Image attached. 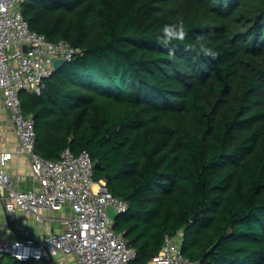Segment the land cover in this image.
Returning <instances> with one entry per match:
<instances>
[{"label": "trees", "instance_id": "trees-1", "mask_svg": "<svg viewBox=\"0 0 264 264\" xmlns=\"http://www.w3.org/2000/svg\"><path fill=\"white\" fill-rule=\"evenodd\" d=\"M23 15L81 49L39 93L20 91L35 149L85 150L94 179L109 174L132 264L166 234L200 264H264V0H26ZM181 19L187 37L162 45Z\"/></svg>", "mask_w": 264, "mask_h": 264}, {"label": "built area", "instance_id": "built-area-1", "mask_svg": "<svg viewBox=\"0 0 264 264\" xmlns=\"http://www.w3.org/2000/svg\"><path fill=\"white\" fill-rule=\"evenodd\" d=\"M26 0H0V96L2 107L13 124L19 151L30 160L36 188L16 189L3 165L11 152L0 160V202L8 224L21 209L38 222L45 221L43 211L69 213L59 231L35 238L25 229L22 235L9 238L0 234V256L9 254L18 261L52 260V264H132L136 250L124 232L114 230L115 219L108 214L112 207L118 214L127 202L112 194L105 179H94V162L87 151L78 153L65 148L59 159L41 156L35 149L34 121L21 107L20 91L39 93L53 73L56 58L72 60L81 53L66 39L49 40L31 29L23 15ZM29 49L25 50L24 47ZM147 264H200L185 256L178 236L165 235L160 250Z\"/></svg>", "mask_w": 264, "mask_h": 264}, {"label": "crops", "instance_id": "crops-1", "mask_svg": "<svg viewBox=\"0 0 264 264\" xmlns=\"http://www.w3.org/2000/svg\"><path fill=\"white\" fill-rule=\"evenodd\" d=\"M8 151L12 155L3 165V169L12 176L14 187L21 190L36 188L37 182L30 170L29 157L25 152L19 151V140L13 131L12 122L2 107L0 96V160L3 153ZM69 211L68 207L62 212L46 209L43 211L45 221L38 222L31 213L19 209L16 212L15 221L8 224L0 202V234L16 238L27 229L35 238H42L50 232L59 231L64 225V219Z\"/></svg>", "mask_w": 264, "mask_h": 264}, {"label": "clouds", "instance_id": "clouds-1", "mask_svg": "<svg viewBox=\"0 0 264 264\" xmlns=\"http://www.w3.org/2000/svg\"><path fill=\"white\" fill-rule=\"evenodd\" d=\"M187 35L188 33L185 30L184 22L181 19L177 23L164 25L161 30V35L157 39L162 45L167 46L173 41H183ZM196 44L203 54L215 57V53L207 46V38L205 36H197Z\"/></svg>", "mask_w": 264, "mask_h": 264}, {"label": "water", "instance_id": "water-1", "mask_svg": "<svg viewBox=\"0 0 264 264\" xmlns=\"http://www.w3.org/2000/svg\"><path fill=\"white\" fill-rule=\"evenodd\" d=\"M24 49H25V50H28L29 47L26 45V46L24 47ZM67 61H68V60H67L66 58H63V57L56 58V59L53 61L54 70H58V69H60V68L63 66V64H65ZM94 165H95V166H98L99 163H98V162H95ZM108 178H109V174H106V175H105V179H108ZM108 214H109L112 218H114V219H116V218L118 217V213H116L112 207L108 208Z\"/></svg>", "mask_w": 264, "mask_h": 264}]
</instances>
